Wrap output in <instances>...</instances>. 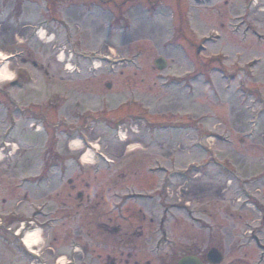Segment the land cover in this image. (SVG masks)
Returning a JSON list of instances; mask_svg holds the SVG:
<instances>
[{
  "label": "rangeland",
  "instance_id": "rangeland-1",
  "mask_svg": "<svg viewBox=\"0 0 264 264\" xmlns=\"http://www.w3.org/2000/svg\"><path fill=\"white\" fill-rule=\"evenodd\" d=\"M0 50V264H264V0H0Z\"/></svg>",
  "mask_w": 264,
  "mask_h": 264
},
{
  "label": "bare ground",
  "instance_id": "bare-ground-1",
  "mask_svg": "<svg viewBox=\"0 0 264 264\" xmlns=\"http://www.w3.org/2000/svg\"><path fill=\"white\" fill-rule=\"evenodd\" d=\"M42 39L47 40L45 37L44 33H41ZM7 56L5 54H0V60H6ZM65 60V55L61 54L60 56V61L64 62ZM71 69V68H69ZM4 75H11L14 77V74L11 69V65L4 64L0 66V83L4 84L5 82L11 81L12 79H4ZM74 146H79V143H72ZM90 153H86L85 156L83 157V161L85 164L90 163L91 161ZM39 240V234L38 233H32L28 234L26 239L24 240V245L26 248H28L31 252H33V249L35 248L36 244L38 243ZM63 262V261H61Z\"/></svg>",
  "mask_w": 264,
  "mask_h": 264
},
{
  "label": "water",
  "instance_id": "water-1",
  "mask_svg": "<svg viewBox=\"0 0 264 264\" xmlns=\"http://www.w3.org/2000/svg\"><path fill=\"white\" fill-rule=\"evenodd\" d=\"M155 65L157 66L159 70H163L166 66V62L160 59V60H157ZM223 260H224V256L218 250H212L208 255V262L210 264H221ZM178 264H203V263H201V261H199L195 257H185V258H182L178 262Z\"/></svg>",
  "mask_w": 264,
  "mask_h": 264
},
{
  "label": "flooded vegetation",
  "instance_id": "flooded-vegetation-1",
  "mask_svg": "<svg viewBox=\"0 0 264 264\" xmlns=\"http://www.w3.org/2000/svg\"><path fill=\"white\" fill-rule=\"evenodd\" d=\"M81 196H83V195H81ZM185 255H187V256H195V255H192V254H185ZM195 257L199 258L204 264H207V260H208L207 254L205 256H203V257H200V256H195Z\"/></svg>",
  "mask_w": 264,
  "mask_h": 264
},
{
  "label": "clouds",
  "instance_id": "clouds-1",
  "mask_svg": "<svg viewBox=\"0 0 264 264\" xmlns=\"http://www.w3.org/2000/svg\"><path fill=\"white\" fill-rule=\"evenodd\" d=\"M4 79H13L14 77L13 76H11V75H4V77H3Z\"/></svg>",
  "mask_w": 264,
  "mask_h": 264
}]
</instances>
